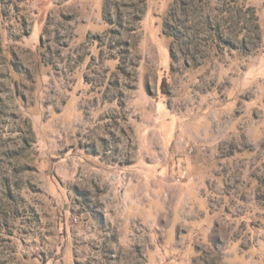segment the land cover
I'll list each match as a JSON object with an SVG mask.
<instances>
[{
    "label": "rangeland",
    "instance_id": "374dc122",
    "mask_svg": "<svg viewBox=\"0 0 264 264\" xmlns=\"http://www.w3.org/2000/svg\"><path fill=\"white\" fill-rule=\"evenodd\" d=\"M181 157L205 215L128 216ZM0 264H264V0H0Z\"/></svg>",
    "mask_w": 264,
    "mask_h": 264
},
{
    "label": "crops",
    "instance_id": "0c3cea01",
    "mask_svg": "<svg viewBox=\"0 0 264 264\" xmlns=\"http://www.w3.org/2000/svg\"><path fill=\"white\" fill-rule=\"evenodd\" d=\"M167 137L169 142H173L175 152L183 147V135L176 126L168 132ZM181 160L182 157L173 164L139 160L123 168V194L128 216L157 218L167 211L175 218V223H179L183 218L205 215L201 205L203 196L208 193L207 184H211L213 178L203 172L199 162L187 164ZM176 249L179 251H171L169 259L181 263L185 257L183 255L191 247L187 245Z\"/></svg>",
    "mask_w": 264,
    "mask_h": 264
}]
</instances>
